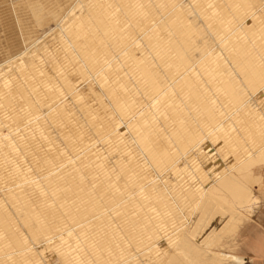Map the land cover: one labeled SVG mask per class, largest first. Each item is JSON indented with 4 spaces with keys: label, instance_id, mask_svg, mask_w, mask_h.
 Segmentation results:
<instances>
[{
    "label": "rangeland",
    "instance_id": "obj_1",
    "mask_svg": "<svg viewBox=\"0 0 264 264\" xmlns=\"http://www.w3.org/2000/svg\"><path fill=\"white\" fill-rule=\"evenodd\" d=\"M174 1L179 5L177 8L183 9L190 18L196 17L190 1ZM140 2L141 0H136L138 9L145 3L151 7L146 11L145 17L156 15L160 9L170 13L171 5L169 6L168 1L164 0L165 4L159 1L162 4L160 7L155 6L152 0ZM228 3L231 7L235 4L231 1ZM233 6L237 7L238 3ZM262 22L264 26V19ZM173 24V21L166 20V44L162 48L172 39ZM237 28L241 32L240 25ZM67 29L70 31L65 30L68 35L73 33L72 38L83 42L80 35H75V29ZM41 32L46 33L43 30ZM146 33L139 38L143 43L151 41ZM140 41L137 42L138 45H142ZM185 41L191 42V39ZM231 41L235 42L233 39ZM89 47L92 48L90 42ZM27 49L28 47L22 48L18 52L19 56L26 61L37 59L40 67L36 71L26 70L20 63L23 61L10 62L6 58L9 52H0L1 83L12 90L6 91L8 94H14L19 89L11 97L14 102L18 100L20 104L17 108L22 112L20 114L13 105L5 104L6 94L2 92L0 85V200L5 205L8 203L13 209L22 211L19 213L16 210L18 213L12 214L9 212L10 208L0 207V264H40L41 260L35 262V257H41L47 252V257L53 261L51 264H264V102L252 109L249 122L242 125L244 140L237 141L232 147L217 148L213 138L200 133L201 128L196 120L202 115L208 116L207 124L214 125L219 117L225 116L227 107L215 115L211 113L219 110L215 108L216 104L228 101V95H231L227 91L229 79L217 81L214 86L208 80L212 77L211 80L216 81L217 77L222 76V70L217 77L210 75L211 77L203 78L195 76L194 69L184 67L183 72L195 80V90L198 89L200 94L188 99L187 107L181 103L184 97L194 95L191 93L192 89L184 95L174 96L179 108L174 111L159 109L163 122L156 125L153 131L147 132L145 137L141 136L134 150L126 153L121 150L125 140L121 136L122 132L126 129L144 128L141 113L152 114L154 110H158L148 98L150 83L135 82L136 78L130 76L128 70L117 72L121 69L118 65L117 70H109L107 76L103 74L104 70L98 71L104 81H96L92 74L87 73L89 79L86 77L81 86L68 92L60 84L55 71L53 72L56 61L59 63L58 56L46 55L50 66L49 63L46 64L45 57L31 56ZM238 51L240 55L244 53L242 50ZM214 54L212 58L219 61L221 53L218 51ZM156 55L166 54L145 55L148 65H151V56ZM117 57L119 54L115 52L103 67L111 66L117 61ZM192 58L195 56L192 55ZM179 62L177 59L174 66ZM70 64L71 61L68 62ZM223 64L230 67L227 61ZM2 65L6 67H1ZM65 71L62 70L63 73ZM151 73L160 75L161 71L151 67ZM107 78L112 82L104 83ZM151 78L152 76L149 80ZM170 78L171 72L166 73V81ZM241 83L245 91L254 88L253 82H250V87L244 80ZM221 86L223 88L220 90ZM173 88L171 81H168L166 92ZM46 89L57 90L61 95L60 101L55 99V103L44 105L45 101H51L53 95ZM91 94H101L107 107H95L94 98L88 97ZM66 100L67 105L64 106L63 102ZM31 111H34L33 114L26 118L24 115L32 113ZM54 111H58L56 120L51 117ZM99 111H104L105 114H100ZM195 111L198 112V117L195 116ZM21 115L26 121L21 120ZM18 120L22 121L19 126ZM68 120L71 121L70 129ZM108 142H113L117 148L110 150ZM138 143H143L144 147ZM183 144L184 157L189 163L197 165L198 172L204 173L202 182L183 177L185 172L177 168L175 159L171 158ZM110 151H113V155L109 154ZM82 156L92 158L91 162L105 160L93 166L91 162H85V165L90 166V171H86L82 165L77 164L84 161ZM257 158L262 162L258 163ZM241 160H244V167H247L250 177V182L245 180L250 195L242 197L216 186L222 173H227L228 176L229 170L234 167L237 173L241 172L240 167L235 165ZM133 164L135 175L139 177L136 184H130L128 179ZM54 167L66 172L62 173L61 170L52 176L53 170L50 171V168ZM113 173L119 175L111 177ZM68 176L72 178L67 180ZM227 176H224V180ZM23 178L25 183L11 184ZM39 181L41 182L38 183ZM9 184L14 188L9 186L13 190L6 192V185ZM19 184L22 188L27 187L28 191L19 189ZM151 184L155 186L151 187ZM160 190L164 193L158 197ZM103 192L107 193V197L118 196V209L115 212L106 211L107 202L104 199L107 197L96 200ZM136 194L140 197H136ZM167 194L172 196L179 214L177 219L166 216L165 231V226H159L158 221L161 205ZM91 203L94 207L89 210ZM123 205L127 207L129 214H137L154 225L156 236L151 235L150 242L165 235L161 248L155 245L151 249L150 246L123 242L122 239L131 231L126 226L127 223H121L120 210ZM123 210L127 213L126 208ZM104 215L110 219L105 220ZM66 218L77 220L76 225L71 228L70 223V228L65 227L63 221ZM178 226L181 229L176 230ZM81 228L87 229L82 231ZM42 240L52 244V247L49 246L51 252L44 247L39 248L45 244H39Z\"/></svg>",
    "mask_w": 264,
    "mask_h": 264
},
{
    "label": "bare ground",
    "instance_id": "obj_2",
    "mask_svg": "<svg viewBox=\"0 0 264 264\" xmlns=\"http://www.w3.org/2000/svg\"><path fill=\"white\" fill-rule=\"evenodd\" d=\"M152 1L155 6L159 7L162 6L161 2L165 4L164 0ZM165 1L170 3L169 6L171 5L169 7L170 13H166V10H161L159 8L160 10L156 15H150L151 18H148L145 16L151 7L145 3L143 7L141 6V8L138 9L136 0H0V52H9L6 58H9L10 62L12 60L16 63L23 61L20 63L26 70H35L40 66L37 59L26 61L19 56L18 52L24 47H28L27 52L31 56L40 55L45 57L47 65L49 59H47L46 55L53 54L58 56L59 63L56 61L57 64L53 66V72L55 71L54 74L58 78L60 84L66 89L65 91L68 92L77 89L80 84H83L86 77L89 79L87 73L92 74L96 78V81L97 79L104 81L101 76H99L98 71L104 70L103 74L107 76L109 70H117L116 67H118V65L121 69H118L117 72L128 70V74L136 78L135 82L143 84L150 83L148 89L150 94L148 98L158 110H154L152 114L141 113V123L144 128L126 129L122 132L121 136L125 140L122 142L123 148L121 150L126 153H131L134 150V146L140 140L141 136L145 137L147 132L153 131L156 125L163 122L159 109H164L166 111L167 108V110L174 111L179 108L173 98L174 96L184 95L185 92L187 93L189 89H192L191 93H194V95L190 94L189 97H184L181 103L182 106L187 107L188 99L200 94L198 89L195 90V80L191 79L183 72L184 67L194 69L195 76H202L203 78L211 77L210 75H215V77H217L218 72L220 73L222 70L223 77H217L216 81H213V79L211 80V77L208 81L215 86L217 81L223 82V79H229L227 91H229L231 95H228V101L225 104H216L215 108L219 110H213L211 114L215 115L222 111V109H226V107L228 110L225 111V116L219 117L214 125H208V116L202 117L203 115L200 119L196 120V122L201 128L200 133L205 137L213 138L212 140H214L217 148L232 147L237 141L241 139L244 140L245 133L241 132L242 125L249 122L252 109L258 107L260 102H264V92H262L264 91V26L262 22L264 19V0H188L192 3L193 9L196 12V17L193 18H190L188 16L189 14L183 9H178L177 7H179V5L175 3L174 0ZM230 1L236 5L238 3V6L234 7L233 5L235 4H233L231 7L228 3ZM161 19H163V21H161ZM166 20L174 22L171 30L172 39H170L165 48H162L161 46L166 44ZM238 25H240L241 32L238 31ZM68 27L73 28V30L75 29V35H80V37L83 38V42H80L74 37L72 38L73 33L71 36L70 34L68 35L65 31H69L67 29ZM42 30L46 33H42ZM146 31H149V33H146ZM144 33L151 38V41L147 43L140 41L139 38ZM160 36L163 38H160ZM188 38L191 39V42H187L189 44L185 41ZM232 39L235 40V42H232ZM138 41H140L142 45H138ZM89 42L92 48L89 47ZM238 50H242L244 53L240 55ZM218 51L221 53L220 55H222V57L220 56L221 59L219 58V61H216L212 58V55ZM115 52L119 54V57L116 59L117 61H115V63L112 62L113 64L111 66L104 68L103 66L109 63V58L113 56ZM163 52H165L166 55L151 56V65H148L145 61V55H152L154 53L161 54ZM192 55H194L195 58H192ZM177 59H179L180 62L174 66ZM69 61H71L70 65H68ZM224 61H227L230 67H228V65L224 66ZM57 65L58 68L56 67ZM1 67L5 68L6 66L2 65ZM151 67L158 68L161 74L151 75ZM62 70L66 71L63 73ZM168 72H171V78L168 81H171V85H173L174 88L166 92V85L168 83V81H166V73ZM22 75H24V73ZM37 76L36 74V77ZM150 76H152L151 80H149ZM15 78H17V76H15ZM241 80L248 82L249 87L250 82H253L254 88L252 90L249 88L250 91L243 90ZM1 82L0 79V85L3 88L2 92L6 94L5 104L13 105V108L20 113V110L17 108L20 103L17 102L18 100L14 102L11 97V95H15L19 89H17L14 94H8L6 91L12 90L7 89L5 84ZM28 82H30V80H28ZM110 82H112V80L107 78L104 83ZM32 85L33 84H31V87ZM14 88L16 89V87ZM222 88L223 86L219 87L220 90ZM39 89H41V87ZM46 91H50L49 93L53 95L51 96V101H45L44 105L55 103V99L60 101L59 96L61 95L57 90L52 91L46 89ZM35 92L37 91L35 90ZM49 93H47V95H49ZM88 97L94 98L96 102V104H94L95 107L99 109H105L107 107L105 99L101 94H91ZM8 98L9 100L7 101ZM63 103V105L66 106L67 100ZM33 112L27 113L24 116L30 118ZM98 113L105 114L104 111H99ZM24 116L21 117L22 121H26L24 120ZM195 116H199L197 111H195ZM51 117L56 120L58 118V111H54ZM239 121L241 123H239ZM21 122L18 120V126ZM69 124H71L70 120L67 121L68 128ZM207 140L210 139H205V141ZM138 144L144 147L143 143ZM108 146L110 150L117 148L113 142H108ZM184 146V144L181 145L179 150L172 154L171 158L175 159L177 168L185 172L183 177H189L190 179L202 182L204 180V173L198 172L197 165L189 163L186 157H184ZM250 146L251 144L246 148ZM109 154L113 155V151H110ZM146 156L148 159H151L148 154H146ZM82 158L84 161L77 164L82 165L86 171H90V166L85 165V162H91L92 158H86L85 156H82ZM104 160L101 159L100 162H91V166L101 164ZM256 160L258 163L262 162L260 158ZM244 164V160L235 163V165L239 166L241 169L239 173L236 172V168L234 167V169L229 170L230 173H228V176L227 173L219 175L216 183L217 188L225 189L232 193V195L237 194L240 197L243 195H250L248 194L249 189L245 183V180L250 182V177L247 173L248 171H246L247 167H244ZM183 165L185 166L182 167ZM134 168L135 164L131 165V171L128 175L130 184L139 182V177L135 175ZM52 170V176L53 173L58 174L61 170L62 173L66 172L58 167L50 168V171ZM212 170H215V165ZM244 171L246 173H244ZM41 174L39 176H41ZM114 175L117 177L119 174L113 173L110 176L113 177ZM225 175L227 176L226 180H224ZM212 176L213 174L211 177ZM70 178L72 177H66L67 180ZM242 179H244V182L241 183ZM24 180V178L19 179L17 182H11V184L13 185L19 182L22 184ZM40 182L41 181L38 183ZM11 184L6 185V192L13 190L11 188L9 189V186L12 187ZM20 184L18 185L19 189L24 192L28 191L27 187L22 188ZM34 185L33 183V186ZM150 186L154 187L155 184H151ZM162 193H164L163 190H160L158 197H160L159 195ZM25 194L28 195V193ZM86 195L88 197L90 196L89 194ZM105 197H107V193L103 192L102 195L100 194V196H97L96 200H103ZM136 197L139 198L140 195L136 194ZM166 197H164L162 202L161 214L158 221V225L163 227L166 225V216L171 217V219H177L179 214L178 206H176L172 196L167 194ZM104 200L107 202L106 211L115 212L118 209L117 195L114 197L109 196ZM0 201V207L10 208L9 212L12 214L22 212L19 209H13L8 203L5 205V202H2V200ZM173 202L175 205H173ZM93 207L94 205L91 203L89 210H92ZM123 208H126L127 213ZM73 211H75V209H73ZM173 215L174 218L172 217ZM103 218L105 220L110 219L107 215H104ZM120 218L123 225L127 223L126 226L131 228L129 235L122 239L124 243L128 241L133 243L132 245L150 246L151 249L156 245L161 248L164 243L163 239L165 235L153 239L154 241L152 240L150 242V236H156L153 231L154 225H152L150 221L142 219V217L137 216V214H134V216L129 214L125 205H123L120 210ZM76 222L77 220L73 218L72 220L66 218L65 221H63V225L70 228L69 224L71 223V228H73ZM8 225L11 226L10 223H8ZM175 226L176 225H174V227ZM168 228H170V226ZM86 229L87 228H81L82 231ZM175 229H181V227L178 226ZM164 230L166 231V226ZM42 243L45 244L40 245L39 248L44 247L51 252L52 249H50L49 246L52 247V244L44 240L39 244ZM42 250L45 249L42 248ZM154 251H156V249ZM35 253V256H37V252ZM170 254L172 255V253ZM48 255V252L45 255L42 254L41 257H38V255V259L35 257V262L41 260L40 264L53 263L51 258L47 257ZM173 256H171V258H173ZM99 258L100 256L98 255L97 259ZM108 264H110V262Z\"/></svg>",
    "mask_w": 264,
    "mask_h": 264
}]
</instances>
